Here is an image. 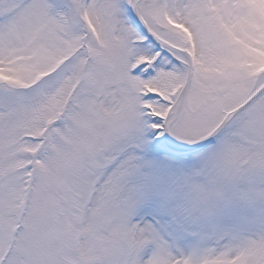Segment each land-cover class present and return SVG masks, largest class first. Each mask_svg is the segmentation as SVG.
<instances>
[{
  "label": "snow or ice",
  "instance_id": "1",
  "mask_svg": "<svg viewBox=\"0 0 264 264\" xmlns=\"http://www.w3.org/2000/svg\"><path fill=\"white\" fill-rule=\"evenodd\" d=\"M0 264H264V0H0Z\"/></svg>",
  "mask_w": 264,
  "mask_h": 264
}]
</instances>
